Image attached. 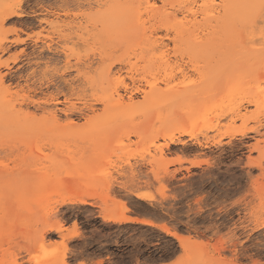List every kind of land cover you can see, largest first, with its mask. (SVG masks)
Masks as SVG:
<instances>
[{"label": "rangeland", "instance_id": "rangeland-1", "mask_svg": "<svg viewBox=\"0 0 264 264\" xmlns=\"http://www.w3.org/2000/svg\"><path fill=\"white\" fill-rule=\"evenodd\" d=\"M192 1L0 0V264H264V0Z\"/></svg>", "mask_w": 264, "mask_h": 264}, {"label": "bare ground", "instance_id": "bare-ground-1", "mask_svg": "<svg viewBox=\"0 0 264 264\" xmlns=\"http://www.w3.org/2000/svg\"><path fill=\"white\" fill-rule=\"evenodd\" d=\"M192 1V0H191ZM196 4H198V2L199 1H202V2H207V1H205V0H193ZM192 1V2H193ZM220 2H222V5H224L225 4V1L226 0H219ZM229 1V0H228ZM188 2V1H187ZM178 3V2H177ZM217 3V0H210L209 2H207V8H204V10H206V11H208L207 9L209 8V6H212V7H210L209 8V10L212 8V13L211 14H216V12L220 9V6L218 5V7H216V4ZM219 3V2H218ZM194 4V3H193ZM200 4H202V3H200ZM221 4V3H220ZM232 5V4H231ZM189 6H190V3H189ZM192 6V5H191ZM201 6V5H200ZM202 6H205L206 7V5H202ZM202 6H201V8H200V11H201V9H202ZM228 7V6H227ZM243 7V6H242ZM196 7H194V8H191V7H187V15H186V17L188 18V16L189 15H197L198 13H196L195 14V11H194V9H195ZM186 9V8H185ZM198 9V8H197ZM224 10V9H223ZM233 10V9H232ZM239 10V9H238ZM245 10V9H244ZM205 11V12H206ZM202 12V13H201ZM200 13L201 14H203V11H201ZM209 12V11H208ZM219 12V11H218ZM239 12V11H238ZM200 14V15H201ZM206 14V13H205ZM205 14H204V16H205ZM223 14V13H222ZM185 15V14H184ZM217 15V14H216ZM239 15H240V19H242V20H246L248 17H249V15L247 14V13H245L244 11H241L240 13H239ZM201 16H203V15H201ZM207 16V15H206ZM211 16V15H210ZM186 17L184 18V19H186ZM190 17V16H189ZM193 17H195V16H193ZM246 19H245V18ZM170 18V17H169ZM196 18V17H195ZM195 20V19H194ZM213 20H215L214 18H213ZM186 22V21H185ZM256 22L258 23L259 21H255V24H256ZM184 23V22H183ZM260 23V22H259ZM182 24V23H181ZM189 24H190V22H189ZM254 24V25H255ZM185 25V24H184ZM183 25V26H184ZM213 25V24H212ZM131 26V25H130ZM222 26V25H221ZM215 29V28H214ZM219 29H221L220 27H219ZM184 30V29H183ZM213 30V29H212ZM239 30V29H238ZM252 30V29H251ZM194 32V31H193ZM242 33H243V31H242ZM241 33V34H242ZM250 33H252V32H250ZM200 35V34H199ZM244 35V34H243ZM248 36V35H247ZM199 37H201V36H199ZM204 37V36H203ZM253 37H255V36H253ZM208 38V37H207ZM241 40H242V38H241ZM252 40V39H251ZM255 40V39H254ZM256 40H258V39H256ZM246 43V42H245ZM247 44V43H246ZM245 46V45H244ZM245 47H247V46H245ZM244 48V47H243ZM205 50V49H204ZM220 52V51H219ZM164 54V53H163ZM217 54V53H216ZM2 76V75H1ZM2 78V77H1ZM3 80V79H2ZM131 94H132V92H131ZM130 101H133V95H130L129 96V102ZM127 103V102H126ZM7 104V103H6ZM130 104V103H129ZM6 106H9V105H6ZM38 107V106H37ZM40 109V108H39ZM38 110V109H37ZM44 112V111H43ZM179 115V114H178ZM186 119V118H185ZM186 123L188 122L187 120L185 121ZM185 123V124H186ZM187 125V124H186ZM184 126V125H183ZM188 126V125H187ZM200 126V125H199ZM211 126V125H210ZM189 127V126H188ZM196 127V126H195ZM204 135V134H203ZM197 137V136H196ZM193 138V137H192ZM38 154H36V157H40L39 155L37 156ZM34 160H35V158H33ZM37 159H39V158H37ZM42 159H43V157H42ZM36 161H38L37 163H34V165H32V164H30L29 165V163H27V164H25V165H29L28 167L31 169L32 167H34L35 169H34V171H31L30 169H28V170H30V171H28V176L27 177H29V176H33L32 178L33 179H41L42 180V178H43V170H44V167H43V162H41V159H39V160H36ZM35 161V162H36ZM33 162V161H32ZM24 163V162H23ZM26 163V162H25ZM193 163V162H192ZM193 164H195L196 165V163H193ZM199 165V164H198ZM25 168V167H24ZM20 170V169H19ZM22 171H23V169H21ZM207 171V170H206ZM21 172V171H20ZM19 172V173H20ZM21 173H23V172H21ZM20 173V174H21ZM24 173H26V171L24 172ZM23 173V174H24ZM206 173V172H205ZM30 177V178H31ZM212 177V176H211ZM26 178V177H25ZM29 179V178H28ZM171 179V178H170ZM72 185V184H71ZM74 186V185H73ZM189 187V186H188ZM69 189L70 188H68V189H66L68 192H69V194L65 197V198H62V200H61V205H65V204H69V205H71V204H86L87 203V201H86V199H85V197L84 196H72L71 194H72V192H71V194H70V191H69ZM115 190V189H114ZM164 190V189H163ZM167 192H169V191H167ZM162 193V192H161ZM178 194H181L180 192L178 193ZM178 194H176V195H178ZM179 196V195H178ZM108 198H109V196H107ZM176 197V196H175ZM110 199H111V197H110ZM107 200V199H106ZM105 200V201H106ZM111 201V200H110ZM114 201V200H113ZM113 204V203H112ZM164 204V203H163ZM117 205V204H116ZM111 208V207H110ZM22 215L24 214V216L26 215V213H21ZM19 216L21 217V215L19 214ZM104 219H105V221H108V222H113V223H119V224H125V223H133V222H139V223H142V224H145V225H149V226H155L154 225V223L153 222H151V221H146V220H141V219H139V218H131V217H128V216H115V215H112V214H109V215H105V217H103ZM51 228V230H53V231H55V230H57L59 233H61V230L60 229H57V228H54V227H50ZM162 230H164L165 231V233H167V234H170V235H173V236H175L182 244L184 243V240L182 239V237L180 238L179 236H177L176 234H173V233H171L172 231L171 230H169V228L167 229V227H166V225H164L162 228H161ZM171 231V232H170ZM0 237H1V232H0ZM76 237H79L78 236V234H77V232H76V234L74 233L73 235H71V239H74V238H76ZM83 238V237H82ZM190 239V238H189ZM42 241H43V243H44V239H42ZM180 244V243H179ZM181 244V245H182ZM183 248H186V247H184V245L182 246ZM65 256V255H64ZM65 257H63V259L62 260H65L64 259ZM36 258H30L27 262H34V260H35ZM59 258L56 256V255H54L53 257H51V258H49V260L48 261H51V264H56V262H57V260H58Z\"/></svg>", "mask_w": 264, "mask_h": 264}]
</instances>
